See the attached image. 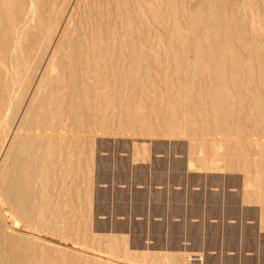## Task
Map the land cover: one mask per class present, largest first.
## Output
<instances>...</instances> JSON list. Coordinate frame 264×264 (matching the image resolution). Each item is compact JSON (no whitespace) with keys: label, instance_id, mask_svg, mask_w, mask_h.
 <instances>
[{"label":"rangeland","instance_id":"374dc122","mask_svg":"<svg viewBox=\"0 0 264 264\" xmlns=\"http://www.w3.org/2000/svg\"><path fill=\"white\" fill-rule=\"evenodd\" d=\"M53 1L0 0V169H6L5 188L22 187L33 201V207L20 206L19 211H11L4 198L0 203L1 242H8L4 264L16 263L14 251H9L12 240L6 241L10 237L17 247H27L24 251L33 264H264V78L257 76L255 83L246 85L243 71L251 67L258 74L264 66V0H223L235 50L244 61L235 76L244 77L248 89H241L243 81L234 75H229L235 77L232 84L229 76V82L221 76L198 77L200 81L194 82L198 95L192 99L200 107L195 108L184 94L197 62L195 44L201 25L194 13L200 0ZM30 8L36 9L34 23L15 45ZM220 37H211L210 43L201 41L204 60L219 58L209 50L224 42ZM13 45L18 54L11 52ZM211 95L217 96L221 107H213L216 101ZM184 102L186 109L192 105L198 112L192 128V171L187 165L191 127H179L177 120ZM23 120L30 130L45 123V130L53 132L10 150ZM34 133L30 131L28 139ZM33 155L37 161L29 190L18 169L22 159ZM209 180L223 185L224 196L244 200L247 213L240 212L234 219L235 239L228 237L227 216L220 231L209 230L205 220L203 231L200 227L193 231L200 218L174 217L183 213L184 201L163 199L164 189L179 195L176 192L188 193L191 183L201 189V183ZM254 206L260 208L257 217Z\"/></svg>","mask_w":264,"mask_h":264},{"label":"bare ground","instance_id":"6f19581e","mask_svg":"<svg viewBox=\"0 0 264 264\" xmlns=\"http://www.w3.org/2000/svg\"><path fill=\"white\" fill-rule=\"evenodd\" d=\"M14 1V0H13ZM55 1V0H54ZM53 1V2H54ZM34 2V1H33ZM33 2H31V4L33 3ZM225 2H226V0H225ZM244 2V1H243ZM117 3V2H116ZM126 4L128 3V2H125ZM242 3V2H241ZM125 4V5H126ZM240 4V3H239ZM241 5H243V4H241ZM30 6H32L33 7V4L32 5H30ZM35 6V5H34ZM98 7V6H97ZM102 7V6H101ZM230 7V6H229ZM240 7V6H239ZM52 8V7H51ZM54 8V7H53ZM231 8V7H230ZM31 9V8H30ZM29 9V10H30ZM33 9V8H32ZM30 10V13L28 14V17L25 19V23L23 24L22 22L20 23V24H22V27L21 28H19V32H18V34L16 35V37H15V40H14V44L15 45H17V43L18 42H20V36H21V34L22 33H24V31H25V29L26 28H28V27H30L29 26V24H30V22H32V23H34V17L36 16L35 15V10L36 9H33V10ZM234 9V8H233ZM242 9V8H241ZM5 10V9H4ZM21 11V10H20ZM72 11H73V9H72ZM127 11V10H126ZM233 11V10H232ZM195 12V11H194ZM5 13V12H4ZM57 13H58V11H57ZM56 13V14H57ZM236 13V12H235ZM77 14V13H76ZM195 15V17H194V19H195V21L198 23V24H200L201 25V30H200V35H199V38H197V40H196V51H197V53H196V55H198L197 56V59H195L197 62H195L194 64H195V66H193V67H195L194 69H193V71H192V74H191V72H190V74H191V78L189 77V79H191L190 81H191V83L189 84V86L187 87V91H186V93L184 94V96H186V94H187V100H186V102L188 103V104H192V105H194V108H195V105L197 104L198 106H199V104L198 103H194L193 102V100L194 99H192V95H195L194 94V91H195V89H194V85L196 84V83H194L195 81H198L197 79H198V77H200V78H203L204 76H206V77H212V75H214V76H221L222 78H225V77H227V79H226V81L228 80V82L230 81V78L234 75H236L237 74V72H238V70L240 71L241 69H240V67H241V65H242V62H244L243 61V59L241 58V56H240V54H239V52L238 51H236L235 50V45H234V42H233V34H232V31H231V24H230V20H229V17H228V13H227V9H226V5H225V3H224V1L223 0H200V2L197 4V10H196V13H194ZM90 15V14H89ZM234 15V14H233ZM232 15V16H233ZM5 16V15H4ZM57 16V15H56ZM128 16H129V14H128ZM247 16H248V14H247ZM42 17V16H41ZM129 18V17H128ZM247 18V17H246ZM41 20H42V18H40ZM40 19H39V21H40ZM43 21V20H42ZM56 21H58V20H56ZM194 21V20H193ZM192 21V22H193ZM41 23V22H40ZM39 22H38V24H40ZM197 23H196V25H197ZM235 23V22H234ZM233 23V24H234ZM129 24V23H128ZM192 24V23H191ZM100 25V24H99ZM245 25V24H244ZM253 25V24H252ZM52 26V25H51ZM50 26V27H51ZM254 26V25H253ZM260 26V25H259ZM13 27V26H12ZM49 27V28H50ZM191 27V26H190ZM236 27V26H235ZM59 28V27H58ZM100 28V27H99ZM129 28V27H128ZM11 29H13V28H11ZM101 29V28H100ZM17 30V29H16ZM27 30V29H26ZM46 30V29H45ZM13 31V30H12ZM15 31V30H14ZM13 31V32H14ZM171 32V31H170ZM238 32V31H237ZM9 33V32H8ZM10 33H11V31H10ZM9 33V34H10ZM27 33V32H26ZM25 33V34H26ZM239 33V32H238ZM124 34V33H123ZM13 34H11V36H12ZM24 35V34H23ZM43 35V34H42ZM51 35V34H50ZM55 35V34H54ZM215 35H219V37L220 36H222L223 37V40H224V42H222V43H217L218 45L216 46V48L214 49V48H211L210 50H209V54L212 56H214V55H219L218 57V59H214V61H210V58L208 57V59H209V61H206V60H204L203 58H202V54H206V53H202V48L200 49V46L202 45L201 44V41L203 42H209V40L211 39V37H214ZM3 36V35H2ZM13 36H15V35H13ZM41 36V35H40ZM172 36V35H171ZM190 36V35H189ZM237 36H238V38H240L239 36H240V34L238 35L237 34ZM84 37V36H83ZM130 37V36H129ZM14 38V37H13ZM23 38V37H22ZM98 38H100V37H98ZM131 38V37H130ZM86 39V38H85ZM220 39H221V37H220ZM216 40H218V39H216ZM237 40V39H236ZM240 40V39H239ZM46 41V40H45ZM102 41V40H101ZM188 41V40H187ZM241 41V40H240ZM261 41V40H260ZM43 42V41H42ZM108 42H109V40H108ZM203 42V43H204ZM11 43H13V40H11ZM47 43V42H46ZM210 43V42H209ZM8 44V43H7ZM87 44V43H86ZM15 45H13V46H15ZM42 45V44H41ZM207 46H209V45H207ZM253 46V45H252ZM262 46V45H261ZM39 47V46H38ZM82 47V46H81ZM93 47V46H92ZM203 47V46H202ZM13 48H15L14 50H13ZM10 50H13V51H11V52H13V54L15 55V53H17L18 54V52L16 51V46L15 47H12ZM10 50H9V52H10ZM39 50H40V48H39ZM123 50V49H122ZM101 52V51H100ZM87 53V52H86ZM194 54V53H193ZM98 56V55H97ZM102 56V55H101ZM37 57V56H36ZM53 57V56H52ZM18 58V57H17ZM61 58V57H60ZM196 58V57H195ZM86 59H87V57H86ZM89 59V58H88ZM87 59V60H88ZM95 59V58H94ZM97 59H99V57L97 58ZM213 59V58H212ZM25 60V59H24ZM250 60V59H249ZM60 61V60H59ZM79 61V60H78ZM247 61V60H246ZM7 62V61H6ZM2 63V62H1ZM50 64H51V61L49 62ZM48 63V64H49ZM197 63V64H196ZM198 63L200 64V65H198ZM210 64H211V66H214L215 68L214 69H216V70H214L213 68H211L210 69ZM248 64L250 65V66H252V64L250 63V61H248ZM11 65V64H10ZM55 65V64H54ZM54 65H51V66H54ZM32 66V65H31ZM49 66V65H48ZM89 66V65H88ZM246 66H247V64H246ZM245 66V67H246ZM255 66V65H254ZM254 66H252V68L254 67ZM4 67V66H3ZM54 68H55V66H54ZM54 68H53V70H54ZM63 68V67H62ZM90 68V67H89ZM248 68V66L245 68V69H247ZM15 69V68H14ZM51 69H52V67H51ZM88 69V68H87ZM139 69V68H138ZM258 69V68H257ZM65 70V69H64ZM1 71V70H0ZM184 71V70H183ZM242 71V70H241ZM243 71H246V74H247V80H248V82H247V84L245 83V80H244V77H243V75H242V77H243V80H241V79H239V77L237 78V76L238 75H240L239 73L237 74V76H235L236 78H237V80H241V81H243L242 83H241V89H244L245 88V86L246 85H251L252 83H255L256 82V79H255V77H257V76H259V77H261V78H264V66H261L260 68H259V72H258V74H256L255 72H254V70L253 69H251V67H249L247 70H243ZM257 71V70H256ZM54 72V71H53ZM113 72V71H112ZM52 73V72H51ZM86 74H87V72H85ZM126 73V72H125ZM5 74V73H4ZM55 74H56V72H55ZM113 74V73H112ZM52 75V74H51ZM57 75V74H56ZM59 75V74H58ZM189 75V74H188ZM229 75H231V77L229 76ZM53 76V75H52ZM114 76V75H113ZM203 76V77H202ZM230 78H229V77ZM21 77V76H20ZM235 77H234V79H232L231 80V84L232 83H234V80H235ZM241 77V78H242ZM245 77H246V75H245ZM208 78H206L207 80H208ZM105 79V78H104ZM188 79V76H187V78L185 79V80H187ZM132 80V79H131ZM184 80V81H185ZM204 80V79H203ZM214 80V79H213ZM12 81V80H11ZM199 81H200V79H199ZM198 81V82H199ZM209 81V80H208ZM211 81V80H210ZM216 83L215 84H217L218 83V81H216V80H214ZM233 81V82H232ZM127 82V81H126ZM138 82V81H137ZM204 83V82H203ZM208 83V82H207ZM240 83V82H239ZM126 84V83H125ZM181 84V83H180ZM187 84V85H188ZM200 84H201V82H200ZM228 84V83H227ZM226 84V85H227ZM235 84H237V82L235 83ZM246 84V85H245ZM11 85V84H10ZM13 85H15V83H13ZM47 85V84H46ZM58 85V84H57ZM114 85H115V83H114ZM198 85H199V83H198ZM206 85V84H205ZM206 86H208V85H206ZM214 87V85H212V83H209V87ZM235 86V85H234ZM253 86V85H252ZM200 87V86H199ZM203 87V86H202ZM205 87V86H204ZM204 87H203V89H204ZM212 87H211V89H212ZM218 87V86H217ZM180 88V87H179ZM201 88V87H200ZM200 88H198V89H200ZM235 88V87H234ZM13 88H12V86H11V90H12ZM65 89V88H64ZM181 89V88H180ZM202 89V88H201ZM221 89V88H220ZM219 89V92L221 91ZM237 89H239V93H242L243 94V92L240 90V88L238 87V88H236V90ZM245 89H248V88H245ZM10 90V89H9ZM41 90V89H40ZM39 90V91H40ZM206 90V89H205ZM215 92L213 93V94H215L216 95V86H215ZM231 90V89H230ZM234 90V89H233ZM67 91V90H66ZM200 91V90H199ZM209 91V90H208ZM211 91H213V90H211ZM211 91H210V93H211ZM241 91V92H240ZM244 91V90H243ZM247 91V90H246ZM246 91H245V93H246ZM62 92H63V90H62ZM205 92V91H204ZM97 93V92H96ZM126 93V92H125ZM231 93H232V91H231ZM249 93V92H248ZM260 93V92H259ZM17 94H19L18 92H17ZM95 94V93H94ZM201 94H203V93H200V95H199V97L201 96V97H204V99L206 98V96H207V93L205 92V94H206V96H202ZM233 95H235L236 96V93L234 94V92L232 93ZM241 94V95H242ZM7 95H8V93H7ZM96 95V94H95ZM99 95V94H98ZM97 95V96H98ZM180 95H181V93H180ZM183 95V94H182ZM198 95V94H197ZM197 95H195V96H197ZM215 95H211V96H213L214 97V99H212L216 104H214V106L213 107H221V103L219 104V102L216 100V98H217V96H216V98H215ZM233 95H231V96H233ZM247 95V93L245 94V96ZM36 96V95H35ZM38 96H40V94H39V92H38V94H37V97ZM65 96V95H64ZM184 96H183V98H184ZM181 98H182V96H180ZM221 97V96H220ZM238 97H239V99H240V94H238ZM14 98V97H13ZM39 98V97H38ZM110 98V97H109ZM183 98H182V100H183ZM185 98V99H186ZM194 98V97H193ZM196 98H198V97H196ZM207 98H209V96H207ZM229 98H231V97H228V99ZM34 99V98H33ZM41 99V98H40ZM201 99V98H200ZM204 99H203V102H204ZM210 99V98H209ZM208 99V100H209ZM222 99V98H221ZM226 99H227V97H226ZM242 99V98H241ZM38 100V99H37ZM95 100V99H94ZM123 100V99H122ZM199 100V99H198ZM202 100V99H201ZM207 99H205V101H206ZM224 100V99H223ZM39 101V100H38ZM41 101V100H40ZM39 101V102H40ZM195 101H196V99H195ZM221 101V100H220ZM229 101V100H228ZM233 101V100H232ZM236 101V100H235ZM234 101V102H235ZM247 101V100H246ZM245 101V102H246ZM13 102V101H12ZM11 102V103H12ZM86 102H87V100H86ZM141 102V101H140ZM186 102H184V104L182 105V107H178L179 109H180V113H179V117H178V119L176 118V115H175V118L178 120V125H179V127H182V128H184V127H188L189 126V128L191 127V129H190V131H188V132H191V133H188V136L186 135V133L184 134V136L186 135L188 138H189V143H190V147L188 146L187 148H188V153L191 155L190 156V158H189V161H188V163H187V165H188V169H190L191 171L192 170H194V168H195V165H194V158H193V156H192V154H193V152L192 151H194L193 150V146H192V142H193V138H194V133H192V130L194 129L193 128V126L195 127V122H196V112H197V109H194L193 107H192V105L188 108V109H186L185 108V105H186ZM200 102V101H199ZM208 102H211V101H208ZM224 102V104H225V100L223 101ZM244 102V103H245ZM177 103V102H176ZM213 103V102H212ZM232 103V102H231ZM201 104V103H200ZM204 104V103H203ZM203 104H201V106L203 105ZM210 104V103H209ZM223 104V105H224ZM232 104H234L235 105V103H232ZM12 105V104H11ZM39 105H41V104H39ZM110 105V104H109ZM108 105V103H107V106H109ZM179 105V104H178ZM196 105V106H197ZM228 105V104H227ZM229 105H231V104H229ZM237 105V104H236ZM42 106H44V105H42ZM106 106V107H107ZM180 106H181V104H180ZM204 106H206V104L204 105ZM204 106H202V107H204ZM210 105H208V107H209ZM31 107L32 106H30V107H28L29 109L27 110V112L24 114V119L28 116V114H29V111L30 110H32L31 109ZM45 107V106H44ZM44 107H42V108H44ZM105 107V106H104ZM200 107V106H199ZM199 107H198V109H199ZM207 107V108H208ZM211 107V106H210ZM224 107H226L225 105H224ZM21 108V107H20ZM46 108V107H45ZM45 108H44V110H45ZM197 108V107H196ZM237 108V107H236ZM1 109V108H0ZM107 109V108H106ZM200 109H202V108H200ZM204 110H205V108H203ZM211 109V108H210ZM214 109V108H213ZM224 109V108H223ZM223 109H221V110H223ZM225 109H227V107L225 108ZM233 109H235V107L233 108ZM238 109V108H237ZM240 109V108H239ZM25 110V111H26ZM43 110V111H44ZM196 110V111H195ZM217 110H219V109H217ZM227 110H230V109H227ZM227 110H223L224 112L225 111H227ZM252 110V109H251ZM215 111H216V109H215ZM241 111V110H240ZM1 112V111H0ZM8 112V111H7ZM45 112V111H44ZM107 112V111H106ZM199 112H201L200 110H199ZM207 112V111H206ZM223 112V113H224ZM229 112V111H228ZM228 112H226V115L228 116ZM237 112V111H236ZM41 113V112H40ZM43 113V112H42ZM46 113V112H45ZM56 113V112H55ZM198 113V112H197ZM204 114H205V111L203 112ZM230 113V112H229ZM233 113V112H232ZM243 113V112H242ZM202 114V113H201ZM220 114V113H219ZM235 115L236 114H238V113H234ZM2 115V112H1V114H0V116ZM20 115V114H19ZM26 115V116H25ZM141 115V114H140ZM225 115V114H224ZM230 115H231V113H230ZM229 115V118H231L232 116H230ZM138 116V115H137ZM199 116V115H198ZM203 117H204V115H202ZM220 116H221V119H222V113H221V115H219V119H220ZM226 116V117H227ZM5 117V116H4ZM54 117V116H53ZM52 117V118H53ZM57 117V116H56ZM55 117V118H56ZM201 117V116H200ZM199 117V118H200ZM241 117V116H240ZM244 117V116H243ZM243 117H241V118H243ZM256 117V116H255ZM6 118H7V116H6ZM112 118V117H111ZM198 117H197V119H199ZM202 118V117H201ZM236 118H237V116H236ZM236 118H235V120H236ZM241 118H239V119H241ZM83 119V118H82ZM175 119V120H176ZM205 119V118H204ZM220 119V120H221ZM224 119V118H223ZM221 120L222 122L225 120ZM228 119V118H227ZM232 119V118H231ZM244 119V118H243ZM1 120V119H0ZM4 120H5V118H4ZM18 120V119H17ZM40 120V119H39ZM39 120H37V121H39ZM50 120V119H49ZM54 121H55V119H54ZM136 121H137V119H136ZM231 121H233V120H231ZM237 121V120H236ZM2 122H3V119H2ZM18 123V122H17ZM206 123V122H205ZM227 123H228V121H227ZM2 124V123H1ZM29 124V123H28ZM39 124V123H38ZM37 124V125H38ZM52 124V123H51ZM53 124H55V122L53 123ZM53 124H52V126H53ZM223 124H224V122H223ZM20 125H21V127H19V128H17V134L15 135V138H12L13 139V142L11 143V147H10V150L16 145V144H19V143H22V142H28V141H36L35 139H39V137L40 136H42L44 133H47V135H48V133L51 135L52 134V132L53 131H49V130H45V128H46V126H45V123H43L42 125H40V126H37L36 127V129H34V130H30V128H32V127H28V125L26 124V122H25V120H23L21 123H20ZM56 125V124H55ZM226 125V124H225ZM0 127H1V125H0ZM55 127V126H54ZM175 127H177V126H175ZM50 128L52 129V127L50 126ZM193 128V129H192ZM1 129V128H0ZM16 129V128H15ZM49 129V128H48ZM187 129V128H186ZM20 130H24V133L23 132H20ZM30 131H35L36 133H34L33 135L35 136V137H32L31 139H28L29 138V133H30ZM183 131V130H182ZM15 132V131H14ZM181 132V131H180ZM184 132H185V130H184ZM78 133V132H77ZM182 133V132H181ZM32 134V133H31ZM79 134V133H78ZM183 134V133H182ZM181 134V135H182ZM49 135V136H50ZM59 135V134H58ZM180 135V136H181ZM45 136V135H44ZM1 137V136H0ZM37 137V138H36ZM59 137H61L60 135H59ZM10 138V137H9ZM50 138V137H49ZM63 138V137H62ZM46 139V138H45ZM44 140V139H43ZM181 140V139H180ZM184 140V139H183ZM206 140V139H205ZM194 141H195V139H194ZM38 142V141H37ZM60 142V141H59ZM30 144V143H29ZM28 144V145H29ZM32 144V146H33V143H31ZM83 144V143H82ZM52 145V144H51ZM61 145V144H60ZM182 145H185V144H182ZM4 146H5V144H4ZM17 146V145H16ZM37 146V145H36ZM19 147V146H18ZM21 147V146H20ZM51 147V146H50ZM53 147V146H52ZM183 147V146H182ZM24 148V147H23ZM33 148V147H32ZM5 149V148H4ZM21 149V148H20ZM20 149H18L19 151H20ZM40 150H41V147L39 148ZM2 150V149H1ZM24 150V149H23ZM48 150H50V149H48ZM54 150V149H53ZM184 152H185V150H184V148L182 149ZM34 151V150H33ZM35 152V151H34ZM46 152V151H45ZM183 152V153H184ZM22 152H20V154H21ZM55 152H53L52 154H54ZM62 153V152H61ZM61 153H60V156H61ZM24 154H25V152H24ZM50 153H47L46 155H49ZM45 155V154H44ZM43 155V156H44ZM201 155V154H200ZM14 156V155H13ZM10 157H12V155L10 156ZM45 157V156H44ZM17 158V157H16ZM11 159V158H10ZM13 161V160H12ZM37 161V157L35 156V155H33L32 157H30V158H25V159H22L21 160V165H20V168L18 169V172H19V176H20V178L22 179H24L25 180V185H26V187L30 190L31 189V187L33 186V178H34V171H35V162ZM50 161V160H49ZM52 161V160H51ZM67 161V160H66ZM9 162H11V160H9ZM17 162V161H16ZM80 162V161H79ZM184 162H185V159L184 160H182L181 161V165H183L184 164ZM12 163V162H11ZM15 163V162H14ZM17 164H18V162H17ZM17 164L15 163V166H17ZM185 165V164H184ZM14 166V167H15ZM183 167V166H182ZM13 168V167H12ZM3 169L4 168H2V170L0 171V200H1V202L0 203H2V202H4L3 200H6L7 201V203H9L10 204V206H9V208H13L11 211H13V210H18L19 211V209H20V206H23V208H30V206H32L33 207V201L32 200H30L29 198H27L24 194L25 193H23V189H22V187L19 189V188H17V187H15L14 185H13V187L16 189L15 191H14V189H12L11 188V186H10V188L11 189H7V188H5V183H8V177L6 176V169H4V171H3ZM13 170V169H12ZM15 170V169H14ZM2 171H3V173H2ZM32 171H33V173H32ZM190 171V172H191ZM188 172H189V170H188ZM10 176V175H9ZM38 176V175H37ZM20 181V180H19ZM18 183V182H17ZM19 185V184H18ZM19 187V186H18ZM7 189V190H6ZM2 191H3V193H2ZM26 191H28L27 189H26ZM76 191V190H75ZM44 193V192H43ZM2 194H3V197H2ZM27 195L29 194V191L26 193ZM4 198V199H3ZM3 199V200H2ZM6 203V204H7ZM35 204H36V202H35ZM4 204H2V206H3ZM8 205V204H7ZM1 206V207H2ZM3 208V207H2ZM15 208V209H14ZM42 208V207H41ZM40 208V209H41ZM36 209H38V208H36ZM4 210V209H3ZM10 210V209H9ZM26 210V209H25ZM25 210H23L24 212H25ZM29 210V209H28ZM17 211V212H18ZM27 211V210H26ZM35 211V210H34ZM38 212V211H37ZM14 213V212H13ZM29 213H31L30 212V210H29ZM40 213H41V211H40ZM2 214V213H1ZM26 214H28V213H24V215H26ZM38 214H39V212H38ZM29 215H31V214H29ZM37 215V214H36ZM26 217V216H25ZM2 218V215H1V217H0V219ZM16 219V218H15ZM35 220V219H34ZM30 221V220H29ZM18 222V221H17ZM15 223H16V220H15ZM9 224H10V222H8V229H9V231H8V233H11V228H10V226H9ZM31 224L32 223H30V226H31ZM16 225H18V223H16L15 224V226ZM20 225V224H19ZM19 225L17 226V227H19ZM22 225H23V222H22ZM29 225V224H28ZM36 225V224H35ZM6 226V225H5ZM23 228H24V226H23ZM28 230L30 229V228H27ZM2 230H3V228H2ZM2 230H1V233H0V264H4V262H3V256H2V254H3V252L7 249V244L6 243H8V242H6V243H2L1 241V239H2V236H1V234H2ZM27 230V231H28ZM34 230H35V228H34ZM31 231V230H30ZM33 231V230H32ZM48 231V230H47ZM4 232V231H3ZM16 232V231H15ZM6 233H7V231H6ZM18 233V232H17ZM16 234V233H15ZM15 234H13V235H15ZM6 235H8V234H6ZM11 235V234H10ZM10 235H8L9 237H10ZM17 235V234H16ZM25 235V234H24ZM22 237H24V236H22ZM31 237V236H30ZM5 238V239H4ZM3 239L4 240H6V236L4 237ZM12 238V239H11ZM18 238H21V236L20 237H18ZM28 238V237H27ZM8 239V238H7ZM26 239V238H25ZM12 240V242H11V244L9 245V251H10V253L12 252V251H14L13 253L14 254H12V256H15L14 258H13V260L14 261H16V263L15 264H33V262H32V260H30V259H32L30 256H28L29 254H27V252H25L24 250H27L26 248L27 247H25V248H22V247H17L14 243H15V241H13L14 239H13V237H10L9 238V240H6V241H11ZM23 240V239H22ZM29 240V239H28ZM34 241L33 239H30V241ZM41 241V240H40ZM21 242H25L24 240L23 241H21ZM36 242H38V241H36ZM22 243V244H23ZM21 244V245H22ZM42 244V243H41ZM33 245V244H32ZM29 246V245H28ZM34 246V245H33ZM16 247H17V249H16ZM21 248V250H19V249ZM34 248V247H33ZM43 248V247H42ZM41 248V249H42ZM23 249V250H22ZM29 249V248H28ZM35 249V248H34ZM9 251H7L8 253H9ZM29 251V250H28ZM35 251V250H34ZM30 252V251H29ZM28 252V253H29ZM41 253V252H40ZM33 254V253H32ZM36 254V253H35ZM42 254V253H41ZM5 255H6V253H5ZM42 256H43V254H42ZM41 256V257H42ZM200 256V255H199ZM203 256V255H202ZM192 257H193V255H192ZM197 257V256H196ZM11 258V259H12ZM8 259H10V257L8 258ZM10 259V260H11ZM44 260V259H43ZM34 262H35V260H33ZM39 261H42V258L41 259H39ZM8 262V261H7ZM36 263V262H35ZM34 263V264H35ZM5 264H6V262H5ZM8 264H10V263H8ZM36 264H38V263H36ZM42 264V263H41Z\"/></svg>","mask_w":264,"mask_h":264},{"label":"crops","instance_id":"0c3cea01","mask_svg":"<svg viewBox=\"0 0 264 264\" xmlns=\"http://www.w3.org/2000/svg\"><path fill=\"white\" fill-rule=\"evenodd\" d=\"M201 184H202V188L200 189L199 188L200 185H198V183L195 184L191 183L188 193L186 191L176 192L179 193L180 196L177 194L176 196L174 193H169V190L164 189L163 199L165 201H169V200L175 201L178 199L177 197H180V199L178 200L184 201V205H183L184 211L182 210L183 213L177 215L174 214V217L178 215L187 216L192 220L196 218H200V221H198V223L196 222L195 224L196 228L192 227L189 223H187L188 225H190V227L194 229L193 231H195V229L196 230L199 229L198 227H200V231L201 230L203 231L205 229L203 220L206 221V225L209 228V230L220 231L221 229L219 228L222 227V222L224 221V218H226L227 216V221L230 223L229 233H231V235L228 237H232L233 239H235L236 226L233 225V223H235L234 219L237 216H239L240 212L243 213L244 216L247 213L246 206L243 205L244 200L239 197L237 199H231L229 195H227V193L226 196H224L225 189L223 185L216 186L210 180L209 182L207 181L206 183H201ZM219 186H221L222 188L218 189L219 192H215V189ZM253 213H254L253 215L257 217L260 214V208L254 206ZM166 216L167 213L164 215L165 223H167ZM190 223H192V221H190ZM182 227H185V225L183 224ZM182 227L180 226V229ZM257 230L260 233L259 227L258 228L256 227V231ZM181 237L188 238L185 235ZM197 238H203V237L202 235H198Z\"/></svg>","mask_w":264,"mask_h":264}]
</instances>
